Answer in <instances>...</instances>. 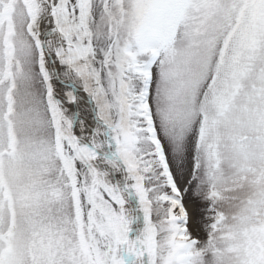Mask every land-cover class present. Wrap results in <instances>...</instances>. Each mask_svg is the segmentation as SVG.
<instances>
[{
  "label": "snow or ice",
  "instance_id": "snow-or-ice-1",
  "mask_svg": "<svg viewBox=\"0 0 264 264\" xmlns=\"http://www.w3.org/2000/svg\"><path fill=\"white\" fill-rule=\"evenodd\" d=\"M0 264H264V0H0Z\"/></svg>",
  "mask_w": 264,
  "mask_h": 264
},
{
  "label": "rangeland",
  "instance_id": "rangeland-1",
  "mask_svg": "<svg viewBox=\"0 0 264 264\" xmlns=\"http://www.w3.org/2000/svg\"><path fill=\"white\" fill-rule=\"evenodd\" d=\"M194 205V207H195V212H193V210H194V208H193V206H192V209H191V211L194 213V215H195V213L198 211V206L196 205V203H194V202H189V206L190 205Z\"/></svg>",
  "mask_w": 264,
  "mask_h": 264
},
{
  "label": "bare ground",
  "instance_id": "bare-ground-1",
  "mask_svg": "<svg viewBox=\"0 0 264 264\" xmlns=\"http://www.w3.org/2000/svg\"><path fill=\"white\" fill-rule=\"evenodd\" d=\"M192 206H193V208H194L193 212H195V207H194V205H193V204L189 206V210H190V212H192V211H191V209H192ZM193 212H192V213H193ZM193 215H194V213H193ZM194 216H195V215H194Z\"/></svg>",
  "mask_w": 264,
  "mask_h": 264
}]
</instances>
